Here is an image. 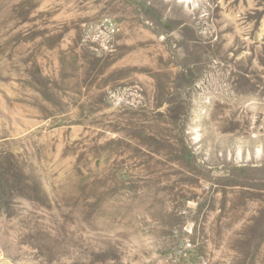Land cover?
I'll use <instances>...</instances> for the list:
<instances>
[{"label":"rangeland","instance_id":"374dc122","mask_svg":"<svg viewBox=\"0 0 264 264\" xmlns=\"http://www.w3.org/2000/svg\"><path fill=\"white\" fill-rule=\"evenodd\" d=\"M0 264H264V0H0Z\"/></svg>","mask_w":264,"mask_h":264},{"label":"built area","instance_id":"2783aa9c","mask_svg":"<svg viewBox=\"0 0 264 264\" xmlns=\"http://www.w3.org/2000/svg\"><path fill=\"white\" fill-rule=\"evenodd\" d=\"M101 25L103 26V30H104V35H108L110 33H114L115 32V25L112 21H103L101 23ZM185 244L182 246L183 249L182 250H189V248H191V244L189 242H184ZM179 252H182L181 250H179Z\"/></svg>","mask_w":264,"mask_h":264}]
</instances>
